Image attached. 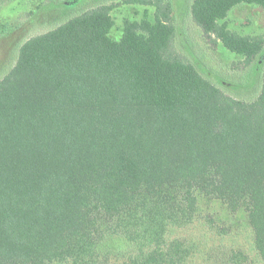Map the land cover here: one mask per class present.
Masks as SVG:
<instances>
[{"label": "trees", "instance_id": "16d2710c", "mask_svg": "<svg viewBox=\"0 0 264 264\" xmlns=\"http://www.w3.org/2000/svg\"><path fill=\"white\" fill-rule=\"evenodd\" d=\"M78 1L59 0L71 14L22 40L0 79V264L64 263L93 201L115 236L121 226L112 223L135 193L176 182L188 196L212 184L229 205L245 200L264 259V74L253 101L205 77L176 48L175 0H127L154 7V17L126 20L119 39L114 3ZM244 4L264 8L193 0L189 13L207 39L250 65L264 55V32L242 34L227 20ZM176 250L137 263L186 264Z\"/></svg>", "mask_w": 264, "mask_h": 264}, {"label": "rangeland", "instance_id": "374dc122", "mask_svg": "<svg viewBox=\"0 0 264 264\" xmlns=\"http://www.w3.org/2000/svg\"><path fill=\"white\" fill-rule=\"evenodd\" d=\"M104 1L116 5L112 12L114 39L121 37L126 20H142L146 13L154 17V7L127 0H79L76 6ZM192 1L174 3L177 50L227 93L255 100L261 92L264 55L249 65L221 42L207 39L189 13ZM74 8L59 0H6L0 6V30L8 28L7 35L0 38V79L15 65L22 40L50 29L49 23H57ZM227 20L231 29L242 34L264 32V8L258 5L236 6ZM187 189L184 183L176 182L165 185L160 194L149 196L144 189L135 193L133 204L112 223L121 226L115 236L106 235L110 220L93 201L82 214L83 229L71 240L67 261L54 264H138L142 253L156 249L162 250L168 261L172 244L174 251L180 245L176 252L186 264H264L254 247L245 200L238 206L229 205L218 199L212 184L195 185L189 196Z\"/></svg>", "mask_w": 264, "mask_h": 264}]
</instances>
